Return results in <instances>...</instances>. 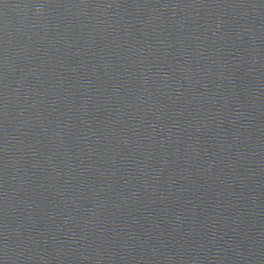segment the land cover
<instances>
[{
	"label": "water",
	"instance_id": "95a60500",
	"mask_svg": "<svg viewBox=\"0 0 264 264\" xmlns=\"http://www.w3.org/2000/svg\"><path fill=\"white\" fill-rule=\"evenodd\" d=\"M0 264H264V0H0Z\"/></svg>",
	"mask_w": 264,
	"mask_h": 264
},
{
	"label": "clouds",
	"instance_id": "9594fccd",
	"mask_svg": "<svg viewBox=\"0 0 264 264\" xmlns=\"http://www.w3.org/2000/svg\"><path fill=\"white\" fill-rule=\"evenodd\" d=\"M38 8H43L42 6H38Z\"/></svg>",
	"mask_w": 264,
	"mask_h": 264
}]
</instances>
